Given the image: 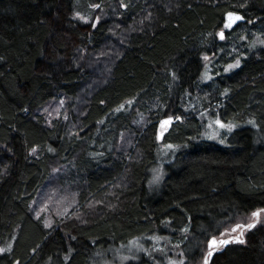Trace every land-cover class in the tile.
Here are the masks:
<instances>
[{
  "label": "trees",
  "instance_id": "trees-1",
  "mask_svg": "<svg viewBox=\"0 0 264 264\" xmlns=\"http://www.w3.org/2000/svg\"><path fill=\"white\" fill-rule=\"evenodd\" d=\"M80 4L98 5L106 18L83 23L75 0H0V264H90L110 246L147 236L168 241L166 257L186 264H204L213 237L233 240L208 264H264V218L243 223L264 209V0ZM228 12L245 22L225 29ZM116 24L118 41L108 33ZM255 32L261 40L251 48ZM102 48L110 59L99 80L84 53ZM238 56L237 70L200 84L207 62L216 58L219 72ZM189 95L201 97L195 112L183 109ZM61 98L65 114L46 125L38 110ZM127 101L129 110L116 111ZM151 108L159 111L148 126L130 129L136 112ZM205 113L238 126L226 144L203 138ZM164 118L174 120L165 142L178 148L151 190L156 121ZM127 130L134 146L122 154ZM56 168L52 188L77 201L59 217L36 216ZM253 222L243 243L227 237Z\"/></svg>",
  "mask_w": 264,
  "mask_h": 264
},
{
  "label": "rangeland",
  "instance_id": "rangeland-1",
  "mask_svg": "<svg viewBox=\"0 0 264 264\" xmlns=\"http://www.w3.org/2000/svg\"><path fill=\"white\" fill-rule=\"evenodd\" d=\"M75 1L77 3L79 1V6L75 8V10H77L75 12V16L78 19H80V21H82L83 23L92 22L93 26H95V24L99 23L102 17L106 18V15L103 13L102 8H100L99 6L98 7L88 6L86 10H82L83 4L82 5L80 4V1L82 0H75ZM95 12L98 14V16H95ZM80 17H83L84 19H81ZM85 20L87 22H85ZM122 27H123L122 25L116 24L113 27V30L108 32L109 35H111L112 39H117V41L118 39L119 40L122 39V35L116 36L117 33H115L116 31H121ZM221 31H224V29H222ZM218 33H220V31ZM218 33H217V36L219 37ZM259 40H261L259 39V33L255 32L251 39L247 38V43L249 44L251 48H254L257 46L256 43ZM222 41H225V38ZM107 45L110 46V44H107ZM102 49L103 50L101 52H98L97 54L96 52L95 54L93 52L88 54V52L86 53V51L84 53L85 58H88V59L84 58V61L88 63L89 70H91L95 75H97L99 80L103 77V75L101 74L102 72H105V70L107 69V65L109 64V59H110L109 58L110 54L108 53L105 54L104 48ZM236 61H239V67H240L241 58L238 56L230 63H227L225 65H222L221 63V65H217L220 71L213 72V63H216V58L213 60H210L204 66L203 73L201 75V78L199 79L200 84L204 85L206 83H209L212 79H214L217 75H219L218 73L225 75V74H230L234 72L239 67H233L231 70H228V71H226L225 69H227L229 64L235 65ZM99 80L94 81L93 85H99L101 83ZM197 95L195 96L189 95L186 98L183 104L184 110L188 112H195L197 111L198 107L202 106L201 101H200L201 97ZM130 102L131 103L127 101L126 103L122 104L120 107L116 109V111H123L126 108H128L126 110H129L130 107H132L133 105V101H130ZM81 103H82V100L77 101V104H76L77 110H79V107L82 106ZM67 105H68V102L65 98L53 100L47 105L41 107V109L38 110V113L42 115L46 125H50L53 121L59 119L65 114L64 110L67 109ZM158 111L159 110L157 108H151L146 112L137 111L135 114L136 116L131 122L130 129L143 130L149 124L150 115L154 117L155 116L154 114L157 113ZM204 115H205V120L203 122L204 125L202 129L203 138L209 141H213L215 143L226 144L227 143L226 139L230 136V134L235 129L238 128V126L234 124L233 122L223 121L217 115H211L208 113H205ZM163 120H167V119L164 118V119H159L156 121V126H157L156 127V130H157L156 139L158 141L159 148L156 151V160L154 162V165L149 172L150 175H149L148 187L151 190H156L159 188L161 182L163 181L165 177L164 167L171 162L172 153H174L178 148L174 144L165 142L166 134L171 129V124L172 122H174V120H172V122L169 125H167L165 129H162L161 122ZM217 120H220V122L225 124L226 127L220 128L216 124ZM227 125H234L232 131L229 132L227 130ZM133 137H135V135L131 132H128V130L122 132L120 136L119 152H121L122 154H127L129 150L133 148L134 146L133 140H132ZM167 145H172V148H168ZM34 154H35V150L32 151V155ZM59 171H61L60 168L57 170H54V172L52 173L53 183L49 185L47 190L40 191L38 197L36 198L35 201L37 203H35L36 207L34 211L36 216L41 215V216L50 218L56 215L57 217H59V215L62 212H68L73 209L77 201L75 199V196L72 197L71 195V198H69V201H64L62 199V194L64 190L58 189L57 191H55L54 188H52L53 184L58 178V176L56 175L60 173ZM65 171H64L65 174L69 173V171H66V172ZM157 176L161 177L158 181L155 180ZM68 192L71 193L70 191ZM262 218H264V216L262 217L261 215L260 220ZM252 220H254L253 216H251L247 221H244L243 223H248V222H251ZM243 233L246 235V231L242 232V235L239 233V231H234L233 233L227 234V237L233 234V236L235 237L237 236L239 239L243 240L244 239ZM167 248H168V241H164L158 236H155V237L147 236V237H142V238H134L128 242L119 244L118 246L113 245V246H110L108 249L103 250L102 252L97 254V256L93 258L90 264H128V263L137 261L140 257L151 259V264H169L170 261H174L175 264H180L181 260L184 262V264H186V262L182 258H179L178 256L167 258L166 257V255L168 254ZM173 248L177 250L179 248V243L173 244ZM158 252L159 253L161 252L160 253L161 255H158L157 254ZM206 252H207V247H206Z\"/></svg>",
  "mask_w": 264,
  "mask_h": 264
},
{
  "label": "snow or ice",
  "instance_id": "snow-or-ice-1",
  "mask_svg": "<svg viewBox=\"0 0 264 264\" xmlns=\"http://www.w3.org/2000/svg\"><path fill=\"white\" fill-rule=\"evenodd\" d=\"M94 7H98V5H95ZM79 15V14H77ZM227 16V19H226V22L224 24V28L225 29H231L233 27V25H235L238 21L242 20L243 17L241 15H238V14H234L232 12H228L226 14ZM81 19H84L83 17H80ZM85 22H87L85 20ZM219 37L221 40H223L225 38V34L223 31H221L220 33H218ZM205 59H207V57H205ZM233 67H239V61H236L235 65H232V64H229L227 69H225L226 71L228 70H231ZM131 103V102H129ZM171 123V120H163L161 122V128L162 129H165L167 125H169ZM250 124H252L253 126H255V121H249ZM216 124L220 127V128H225L226 125L221 123L220 120H217L216 121ZM234 125H227V130L230 132L232 131ZM162 135V133H161ZM223 142V141H221ZM168 148H172V145H167ZM161 177L160 176H157L155 178L156 181H158ZM264 213V209H259L255 212L252 213V216L253 218H255V220H259L261 214ZM48 226V225H46ZM241 227H247V228H253L255 227V223H252V224H248V225H237L236 228H233L232 231H236L237 228H241ZM186 231V229H185ZM242 235V233H241ZM230 241L229 240H226V239H221V240H217L215 237H213L209 242H208V246H209V251L207 253V257L205 258L204 260V264H208V258L211 257L213 255V251L212 249H215V248H218L219 246H223V245H227ZM235 242H238V243H243L244 241L242 239H239L237 238ZM0 251H3V249H0ZM169 264H175L174 261H170ZM180 264H184V262L181 260L180 261Z\"/></svg>",
  "mask_w": 264,
  "mask_h": 264
},
{
  "label": "water",
  "instance_id": "water-1",
  "mask_svg": "<svg viewBox=\"0 0 264 264\" xmlns=\"http://www.w3.org/2000/svg\"><path fill=\"white\" fill-rule=\"evenodd\" d=\"M238 15H240V14H238ZM242 16V15H241ZM226 19H227V16L225 17ZM245 22V19L243 18L242 20H240V21H238L236 24H238V23H244ZM167 120H169V119H167ZM171 120V122H172V119H170ZM253 223H256V222H253ZM252 224V223H251ZM236 228V227H235ZM244 228H247V227H242L240 230H239V233L241 234L242 232H243V230H244ZM239 228H237L236 230H238ZM238 237L236 236L235 238H234V240H236ZM212 239V238H211ZM210 239V240H211ZM209 240V241H210ZM226 240H229L230 242L233 240V238H226ZM229 242V243H230ZM228 243V244H229ZM228 244L227 245H223V247H226V246H228ZM209 247V246H208ZM219 247H221V246H219ZM215 250H217V248H215V249H212V251L214 252ZM207 256H205V258H206Z\"/></svg>",
  "mask_w": 264,
  "mask_h": 264
}]
</instances>
